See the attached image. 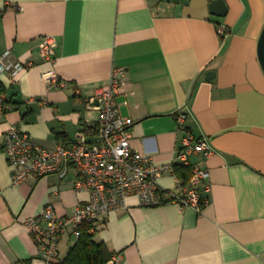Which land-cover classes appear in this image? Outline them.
I'll use <instances>...</instances> for the list:
<instances>
[{
	"label": "crops",
	"instance_id": "1",
	"mask_svg": "<svg viewBox=\"0 0 264 264\" xmlns=\"http://www.w3.org/2000/svg\"><path fill=\"white\" fill-rule=\"evenodd\" d=\"M212 1L0 0V52L31 63L15 84L0 83V264H45L26 219L48 202L64 216L88 199L73 191L71 175L13 186L1 150L6 131L13 125L47 150L74 140L97 122L88 100L114 67L125 70L116 103L130 123L133 151L157 165L173 163L178 113L186 115L184 128L207 140L212 155L199 166L208 171V204L200 212L145 208L128 197L93 241L121 255L115 264H264V73L257 59L264 1L222 0L224 17L211 14ZM217 25L229 34L219 38ZM45 37L55 40L53 63L39 54ZM51 71L63 88L43 83ZM175 180L165 173L157 182L174 191ZM75 241L70 232L61 236L59 261Z\"/></svg>",
	"mask_w": 264,
	"mask_h": 264
},
{
	"label": "built area",
	"instance_id": "2",
	"mask_svg": "<svg viewBox=\"0 0 264 264\" xmlns=\"http://www.w3.org/2000/svg\"><path fill=\"white\" fill-rule=\"evenodd\" d=\"M216 34L226 37L229 29L217 25ZM54 48L55 40L45 37L39 45L41 58L53 63ZM30 66L29 62L15 59L10 51L0 52V83L6 77L10 85L15 84ZM124 75L123 68L111 69L107 83L88 100L99 113L97 122L78 132L74 140L47 150L13 125L4 135L1 150L13 186L31 178L56 176L63 180L71 175L73 191L88 193V199L76 203L64 216L56 215L48 202L39 215L26 219L25 229L42 252L45 264L58 263L57 244L64 233L70 232L77 238L81 225H87L88 232L94 233L110 213L125 207L128 197L136 198L138 205L145 208L172 204L200 212L208 204V198L202 195L209 192L208 171L199 163L210 157L212 151L204 137H196L184 128L185 114L174 117L182 136L177 141L173 163L157 165L150 157L131 149L130 123L121 117L116 103ZM42 81L45 85L65 86L53 71L44 74ZM192 157L196 163L191 162ZM173 165L189 168L190 177L186 183L176 177L174 191L161 189L157 181L165 173L174 175ZM120 260V254H113L109 264Z\"/></svg>",
	"mask_w": 264,
	"mask_h": 264
},
{
	"label": "trees",
	"instance_id": "3",
	"mask_svg": "<svg viewBox=\"0 0 264 264\" xmlns=\"http://www.w3.org/2000/svg\"><path fill=\"white\" fill-rule=\"evenodd\" d=\"M2 91L0 87V94ZM4 103L6 102H2L3 105ZM173 172L183 183H186L190 177V169L184 166L173 165ZM88 230L87 225L79 227L74 245L57 264H109L111 255L102 243L93 241V233H89Z\"/></svg>",
	"mask_w": 264,
	"mask_h": 264
},
{
	"label": "water",
	"instance_id": "4",
	"mask_svg": "<svg viewBox=\"0 0 264 264\" xmlns=\"http://www.w3.org/2000/svg\"><path fill=\"white\" fill-rule=\"evenodd\" d=\"M264 1V0H263ZM210 12L216 17H224L226 13V8L222 0H214L210 3ZM257 59L259 65L264 73V26L260 33L258 43H257ZM213 77V73L209 72L206 74L205 79L210 80Z\"/></svg>",
	"mask_w": 264,
	"mask_h": 264
}]
</instances>
